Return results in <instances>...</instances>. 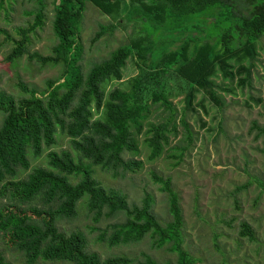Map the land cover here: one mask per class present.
<instances>
[{
	"label": "trees",
	"instance_id": "trees-1",
	"mask_svg": "<svg viewBox=\"0 0 264 264\" xmlns=\"http://www.w3.org/2000/svg\"><path fill=\"white\" fill-rule=\"evenodd\" d=\"M88 1L119 22L138 23L141 35L93 62L84 73L77 64L80 56L77 24L84 0L55 1L51 53L41 55L34 51L27 58L41 65L61 63L60 76L48 79L46 90L39 94L19 79L17 87L24 96L17 100L0 90V185H5L15 200L28 202L43 195L57 204L47 210L32 208L42 224L36 231L29 230L31 215L27 209L6 205L0 211V229L17 231L16 243L30 264L38 258L63 259L72 264L131 263L125 256L101 259L86 250L82 232L66 234L58 228L57 218H72L83 200L95 222L102 217H124L122 222L110 224V235L102 233L99 240L114 246L138 242L150 234L156 246L168 243L177 259L157 262L146 256L141 264H193L196 259L181 245L183 217L169 177L163 179L152 174L168 196L171 219L161 223L152 211L150 195L145 194L139 204L129 203L120 190L101 185L91 166H100L114 177L138 171L143 161L125 158L124 154L138 153L137 136L143 132L150 149L149 160L164 153L170 136L180 135L168 153L178 163L194 140L185 115L195 110L196 94L202 90L215 105L222 106L211 74L218 67L223 79L233 80L235 74L227 60L237 54L248 57V61L255 56V43L264 35V0ZM42 17L39 10L32 24L19 30L21 38L15 41L7 60L25 52L28 35L42 25ZM113 29V24L101 25L93 39ZM133 54L142 64L131 78L129 89L114 87L106 92L105 84L122 78V69ZM244 71L247 67L241 66L239 72ZM249 76V73L240 76L238 84H247ZM174 87L176 93L183 94L181 113L170 100ZM154 104L161 106L166 115L158 122H147L144 130ZM57 129L69 137L76 157L68 150H49L46 166L31 167L28 152L38 156L44 148L53 146ZM250 130H257L255 137L264 134V126L256 121ZM18 169L30 170L25 177L15 179ZM250 178L236 185L233 193L253 182L264 191V180ZM238 234L248 240L255 238L246 221L240 222ZM0 264L12 263L0 252Z\"/></svg>",
	"mask_w": 264,
	"mask_h": 264
},
{
	"label": "rangeland",
	"instance_id": "rangeland-1",
	"mask_svg": "<svg viewBox=\"0 0 264 264\" xmlns=\"http://www.w3.org/2000/svg\"><path fill=\"white\" fill-rule=\"evenodd\" d=\"M56 0H0V90L20 99L24 94L17 87L22 80L38 94L46 90L48 79L58 78L61 63L41 65L29 60L27 54L38 52L49 55L54 43L52 21ZM43 14L42 25L29 33L25 52L7 60L6 56L19 40V30L28 27L38 11ZM118 18L102 13L94 4L84 0L82 15L77 24V45L80 56L77 64L85 73L93 62L109 56L118 46L138 38L139 24L119 22ZM114 25L112 31H105L93 38L100 26ZM255 56L243 58L237 54L227 60L234 72L233 80L223 79L221 71L215 68L210 78L215 83V91L222 106L213 101L201 90L196 94L194 111H188L186 120L194 136L193 143L187 148L177 163L171 158L175 138L170 136V143L164 153L154 160H149L150 149L145 142L144 132L137 136L138 153H125V158L143 161V166L136 172H125L114 177L110 171L92 165L93 176L106 188H115L124 193L129 203L139 204L142 197H152V211L161 223L171 219L168 196L161 190V184L155 182L152 174L165 179L170 178V185L177 193L178 203L183 217L182 247L196 259L193 264H264V191L255 182L236 193V185L245 183L250 177L264 180V134L256 136L257 130H250L253 121L264 126V35L255 43ZM142 63L133 54L122 69V78L105 84L108 90L118 87L129 89V82L139 72ZM247 71L239 72L240 67ZM249 73L250 81L244 86L238 84V78ZM173 87V84H171ZM170 97L178 113L184 107L183 94L176 93ZM166 112L158 104L151 106L147 122H158ZM1 121V118H0ZM181 130V127L179 128ZM49 150L71 149L69 137L57 129L56 142L53 146L34 156L30 151L28 157L31 167L46 166V153ZM85 163L89 161L84 160ZM30 169H18L15 179L26 176ZM9 179V178H8ZM75 181V178H72ZM56 201L39 195L28 202L15 200L5 185H0V211L6 205L22 207L29 211L31 220L29 230L41 229V222L32 208L53 209ZM82 200L77 205V213L69 219H58V228L66 234L80 231L86 239V250L99 255L101 259L112 256H125L132 260L129 264H141L149 256L157 262H175L177 253L169 249V244L156 246L150 234L138 242L111 246L99 240L105 233H111L110 224L122 222L123 215L116 218L102 217L99 222L93 220ZM246 221L254 230V240H248L238 234L239 224ZM15 229H0V252L12 264H30L26 261L24 251L16 243ZM72 264L63 259L44 260L38 258L33 264Z\"/></svg>",
	"mask_w": 264,
	"mask_h": 264
}]
</instances>
